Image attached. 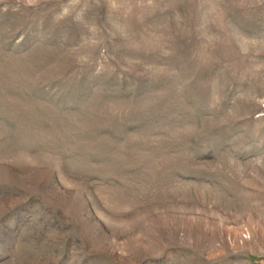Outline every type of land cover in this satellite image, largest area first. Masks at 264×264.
Listing matches in <instances>:
<instances>
[{
    "label": "rangeland",
    "instance_id": "1",
    "mask_svg": "<svg viewBox=\"0 0 264 264\" xmlns=\"http://www.w3.org/2000/svg\"><path fill=\"white\" fill-rule=\"evenodd\" d=\"M0 264H264V0H0Z\"/></svg>",
    "mask_w": 264,
    "mask_h": 264
}]
</instances>
